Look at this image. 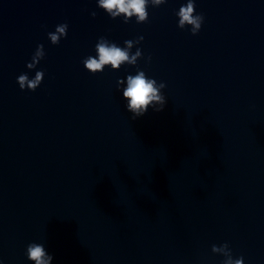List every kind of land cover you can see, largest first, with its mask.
I'll return each instance as SVG.
<instances>
[{
    "label": "water",
    "instance_id": "obj_1",
    "mask_svg": "<svg viewBox=\"0 0 264 264\" xmlns=\"http://www.w3.org/2000/svg\"><path fill=\"white\" fill-rule=\"evenodd\" d=\"M186 3L149 4L138 24L98 0H0V264H35L33 242L50 264H222L223 243L264 264V0H195L197 35L178 27ZM101 36H143L142 58L88 72ZM138 70L167 104L133 120L122 92Z\"/></svg>",
    "mask_w": 264,
    "mask_h": 264
},
{
    "label": "clouds",
    "instance_id": "obj_2",
    "mask_svg": "<svg viewBox=\"0 0 264 264\" xmlns=\"http://www.w3.org/2000/svg\"><path fill=\"white\" fill-rule=\"evenodd\" d=\"M167 0H98V7L103 9L111 18L123 16L124 23L135 16L136 22L146 23L148 21L147 8L149 4L153 7H158L165 4ZM93 17L96 16L92 12ZM178 20V27L184 29L190 26L191 34L197 35L204 22L203 14H196L195 0H187L185 5H182L178 12H176ZM68 32V24L62 23L56 26L54 32H49L48 39L53 45H58L61 38H66ZM143 36L135 40H126L124 47L121 48L114 42H110L107 38L101 36L95 46L96 55L88 56L83 60L85 69L97 74L103 72L106 66H111L112 70H119L122 65H136L137 59L142 58V51L137 48L134 54L130 55V50L133 45L140 44ZM45 57L43 44L37 46L31 62L26 67L31 70L35 69L39 62ZM150 62L151 57H147ZM44 77L43 71H37L35 77L29 79L26 73L17 77V83L21 90L27 89L35 91L42 83ZM124 83L123 80L117 81V87ZM126 88L123 89L122 96L127 100V111L132 114L131 119L135 120L144 116L149 110V106L154 112H161L164 110L167 101L162 89L166 87L163 82L158 83L155 79L146 76L145 72L138 70L136 75H128L126 78ZM211 251L213 253L222 255L224 260L222 264H244L243 257L233 258L232 250L228 243H223L220 246L212 245ZM26 256L35 264H50L53 257L46 252L45 247L40 243H30L26 248Z\"/></svg>",
    "mask_w": 264,
    "mask_h": 264
}]
</instances>
